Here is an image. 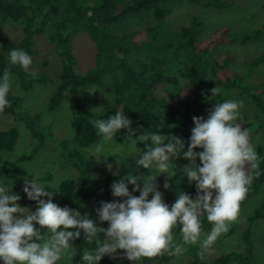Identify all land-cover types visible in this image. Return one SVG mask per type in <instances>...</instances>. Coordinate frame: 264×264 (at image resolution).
<instances>
[{"label":"rangeland","instance_id":"1","mask_svg":"<svg viewBox=\"0 0 264 264\" xmlns=\"http://www.w3.org/2000/svg\"><path fill=\"white\" fill-rule=\"evenodd\" d=\"M203 2L191 0H179L172 3L171 12L159 21L154 20L149 15L126 16L120 20L119 25H103L95 28L97 36L103 35L106 42H110L119 51L114 52V58L111 65L119 64L118 69L104 70L101 73V87L94 84H87L83 87L85 97L82 100V108L92 114H99L105 110L114 108L117 104L120 106L133 107L139 94V83L141 79L148 78L155 70L161 80L157 82H166L170 76L178 78V86L182 85V78L187 80L190 87H193L198 93L207 92L210 97L206 102L197 99L194 102L191 112V122L181 125L183 135L191 134L194 127L192 117L202 116L207 119L208 113L216 103L226 100L242 101L243 107L239 110L240 114L252 120L250 128L254 130L260 122L264 121V114L261 109H257L254 103L262 105L264 103V0H202ZM126 0H122L119 6H122ZM32 5L27 7L31 10ZM191 16H195L200 22L198 30L199 40L206 39L217 31L212 38L211 46L203 52L204 59L215 69L219 68L217 58L223 60L225 72L230 76L227 82H219L210 74L198 84H191L189 80L181 74V70L176 71L174 44L177 41L175 32L181 25H185ZM37 18L35 17V20ZM64 19V15H62ZM95 25L96 19L92 22L63 21L57 29L62 36L67 38V48L74 57V69L78 73L107 64L109 60L105 59L104 53H101L99 59H95L96 45L86 32V27ZM33 30L36 23L30 21ZM0 32V51L4 56L10 59V52L4 49L7 40H17L21 36V25L12 24L7 21L1 23ZM113 26H115L113 28ZM112 28L111 34L106 36V30ZM139 29L143 34L139 37ZM258 30V38H253ZM127 32H134L129 33ZM32 46L34 52L28 54L32 58V64L26 72H29L30 84L26 89L19 86V78L12 72H9L11 79V95L19 97L18 116H11L0 112V130L14 126L17 130V136L12 148L8 151H0V168L3 173L0 175V184L11 188L9 194H18L23 191L24 178L31 180L33 177L37 182L46 184L45 190L51 191L49 186H55L62 179L71 178L78 183L79 173L73 167L74 157L69 156V149L73 147L70 141L73 136V130L69 126L71 112L68 109V94L64 92L59 104L51 111L46 110V102L52 94L58 83V72L60 68V52L62 43L56 39L47 40L40 33H32ZM167 45L171 47L167 48ZM115 49V50H116ZM151 58H146L148 54ZM216 55V59H215ZM164 57V62L162 59ZM215 61V65L211 63ZM182 69L184 67L181 65ZM22 68V67H21ZM23 69V68H22ZM24 70V69H23ZM142 73L141 79L139 73ZM34 73V74H33ZM0 77V82L3 81ZM234 76V79H232ZM219 87L221 94L212 96L210 89ZM164 88L169 90L173 88L172 82H167ZM261 92L260 95H253ZM259 99H258V98ZM210 105V106H209ZM144 123L139 124L132 120L131 127L137 129L133 139L142 135L144 132H157L161 135H169L171 126L164 123L157 114L155 105L149 107L141 113ZM251 117V118H249ZM255 118V119H254ZM260 122H259V121ZM95 120H92L94 122ZM252 145L260 146L264 149V127H261L258 133L254 134ZM127 130L120 129L114 135V141L104 144L103 156L99 157L94 152V147L102 140L100 135L98 140L79 149L84 155L86 169L89 176L94 177L101 169L108 170L111 177L119 180L121 177L131 172L133 175H143L138 172L135 165L136 152L131 151V146L127 142ZM185 142L187 150L189 138H181ZM141 141L137 140L136 147L139 148ZM120 148L117 156L113 154V149ZM257 148V147H256ZM255 148V150H256ZM23 157L22 160L17 157ZM172 163L175 168V175L171 187L168 189L170 206L175 202L178 194L183 191L187 194L194 188L195 182L189 184L187 176L183 174L182 168L189 162L182 157L175 158ZM197 165L200 161L197 158ZM156 176L158 186L162 187L170 176L165 173L158 174L155 167L151 168ZM31 173V174H30ZM33 175V176H32ZM142 186V181L140 182ZM59 184V183H58ZM49 185V186H48ZM131 192L132 185H129ZM159 190V188H158ZM56 193V192H55ZM135 196L139 192L132 193ZM215 195V193H213ZM151 197V194L150 196ZM264 197V172L260 176V182L257 192L240 205V218L238 222L232 224L229 230L222 234L211 250L205 251L201 244H183L180 231H174V243H180L187 249L181 255H172L171 258L161 264H189L191 255L200 256L203 252L205 264H211V259L227 251H242L244 245L240 234L245 226L246 217L251 213L260 200ZM45 199V198H44ZM104 201V193L99 191L94 198L87 202L96 203L100 207V202ZM37 203V202H36ZM36 203L26 206L25 212H34ZM22 207V206H21ZM99 224L102 222L97 216ZM211 231L213 225L208 223ZM108 227V224H107ZM106 227V228H107ZM251 231V251L253 259L248 264H259L264 262V219L257 218L250 227ZM207 234V232H203ZM102 239L104 234L102 233ZM203 239V236L202 238ZM95 248L83 249L80 251L82 257L86 251H93ZM71 261H60L59 264H70ZM119 264H133L125 257H122ZM230 264H240L233 260Z\"/></svg>","mask_w":264,"mask_h":264},{"label":"clouds","instance_id":"2","mask_svg":"<svg viewBox=\"0 0 264 264\" xmlns=\"http://www.w3.org/2000/svg\"><path fill=\"white\" fill-rule=\"evenodd\" d=\"M9 56L11 64H19L25 71L32 64V58L22 49H13ZM181 83L185 88L190 87L183 78ZM11 87L6 69L0 82V112L10 106L7 96ZM210 92L216 96L221 94V89L214 87ZM242 107V101L226 100L216 103L207 119L193 116L194 127L187 150L185 142L175 135L146 131L133 139L137 129L131 127L132 121L122 114V110L108 119L94 121L102 136L94 147L99 157L103 156L104 144L114 141V135L120 129L127 130L126 138L132 152L138 150L137 140L150 141V144L145 143V151L135 160L138 168L155 167L158 174L174 176L172 161L182 155L189 162L182 172L189 184L195 182V198L181 191L169 206L155 183L157 175L145 177L129 172L110 186L112 196L124 198L122 202L101 201L96 209L99 220L108 222L107 228H101L80 211L53 203L55 186L48 185L52 190L46 191V184L37 182L34 177L31 180L25 177L22 190L29 200L37 202L35 211L26 213L18 203L21 197L9 194L11 188L0 184V261L3 264L71 261L76 255L72 242L81 236V232L89 244H96L93 251L83 254L82 260L86 264H98L105 255L115 257L117 250H123L124 257L134 262L142 258L151 260L165 253L181 255L187 249L174 243L173 230L177 227L183 244L200 243L203 250H211L217 239L238 222L240 205L246 199L253 179L260 175V158L250 143L249 131L235 123ZM119 151L120 148H115L111 155L117 156ZM129 185H132L131 192ZM168 187L165 183L164 188ZM137 191L138 196L132 194ZM204 215L213 225L207 234L203 233L200 219ZM100 233L104 234L103 241L99 238ZM200 258L203 259V252Z\"/></svg>","mask_w":264,"mask_h":264},{"label":"trees","instance_id":"3","mask_svg":"<svg viewBox=\"0 0 264 264\" xmlns=\"http://www.w3.org/2000/svg\"><path fill=\"white\" fill-rule=\"evenodd\" d=\"M121 1L122 0H0V32L2 28V21L3 23L7 21L12 24H17V22H19L22 32L21 36L17 40H7L5 42V50L12 51L13 49H22L27 54H32L34 52V48L32 46L31 37L34 32L44 35L47 40L56 39L57 42H61L63 45L60 52L62 62H60V68L57 76L58 83L46 102V110H53L61 101L64 92H67L68 109L71 112L69 126L73 130V136L70 140L73 147H71L68 152L70 157H74L73 167L77 169L79 179L77 184L71 178L62 179L59 182L57 191L53 197V203L58 204L60 207L67 206L70 209L80 211L82 216L87 215L94 221L97 227L101 228H106L108 222H102L101 224L98 223L96 209L99 208V206L96 203L87 202V200L94 198L99 191L104 193L105 202H112L113 200L122 202L124 198L112 196L110 186L113 182H117L118 180L111 177L110 171L101 169L94 177L89 176L88 174L85 157L79 152V149L95 142L100 136L92 120L96 121L108 119L109 116L114 115L116 111L122 110L123 115L135 120L139 124H143L145 120L141 113L145 110H149V107L155 105L158 117L164 123L171 126L169 135H175L180 138L188 139L191 134L183 135L181 125L183 126L185 123L191 122V112L195 100L200 99L206 102L207 98L210 97L209 93H198L193 87L185 88L178 86L179 83L176 75L175 77L170 76V78H166V82L164 83L157 82L153 80V78L156 80L161 79L154 70L149 76V78H151L149 79L150 81H147L148 78L141 79L142 73H139V77L141 79L139 83V94L137 95L136 102L133 107L120 106L117 104L114 108L105 110L99 114H92L82 108L81 103L85 97L83 87L87 84H94L101 87L102 81L100 75L104 72V70H116L119 67H122L121 62L119 64L111 65V61L114 58V52L119 51V48L116 49L110 42H106L103 35L98 37L95 28L109 24L119 25L122 18L126 16L134 17L140 13L143 17L145 15H149L154 20L156 19L161 21L169 12H171L172 3L179 0H126L122 6H119ZM198 1L203 2L202 0ZM29 5H32L31 10L27 9ZM62 15H64V19H62ZM35 17L37 18L36 20ZM94 18L96 19L95 25L92 26V23L86 27V32L91 40L95 42V59H99L101 53H104L105 59L109 60V62L107 64L102 63L101 65H97L85 72L77 73L74 69V57L70 54L67 48V38L62 36L60 31H57V29L62 25L63 21H74L76 24L83 21L89 23L92 22ZM31 20L36 23L35 30H33V27L30 24ZM199 26H201V22L195 16H191L186 24L181 25L175 32L177 41L175 42L173 49L175 52L174 59L177 65L176 71L181 70V74H183L193 85L203 81L209 74L220 83L222 81L227 82V80H229L227 77L230 76V74L225 72L223 60H221V58H217L219 61V68L215 69V67L211 66L203 56V52L207 51L211 46L212 38L215 37L217 31L210 34V36L205 40H199ZM114 27L115 26H113V28ZM262 28L264 29V25ZM112 30V28L106 30V36H109ZM129 33L134 32H127V34ZM257 33L258 30H256V34L253 38H258ZM142 34V29H139V37ZM169 47H171V45H167V48ZM146 58H151V54L149 53ZM215 61L211 59V63L214 65L216 64ZM163 62L164 57L162 59V63ZM181 65L184 69H182ZM6 69L8 72L14 73L19 78L18 83L20 87L26 89L29 86V79L32 75L23 70L19 64H11L10 59L4 56L0 51V77L4 75ZM232 79H234V76ZM167 82H172L173 88H170L169 90L165 89L164 85ZM255 92L256 93L253 95L261 94V92ZM7 99L9 100L10 106L5 107L2 113H6L11 116H18L19 113H16V110L19 107V97L9 93ZM254 106L259 110L261 109V112L264 114V103L262 105L254 103ZM235 123H238L242 128L249 131L250 143L253 141L255 136L254 134L258 133L261 127H264V121H262V123L260 122V124L252 130L250 128L253 126L252 120L246 118L244 114L240 115ZM16 136L17 130L14 126L0 130V151L10 150L15 142ZM145 143L150 144V141ZM145 143H140L136 152L135 160L142 155L143 151H145ZM255 148L260 158V175L253 179L246 199L242 201L241 205L257 192L260 176L262 172H264V149L261 150L260 146H255ZM195 151H202V149H195ZM17 159L22 160L23 157H17ZM136 168L138 172L145 176H151L154 174L152 169H144L142 167L138 168L137 165ZM2 173L3 170L0 168V175ZM173 179L174 176H170L165 183L171 187ZM155 183L157 184L156 178ZM169 187L165 189L164 185L162 187L158 186L159 191L163 194L164 202L170 206L168 195ZM18 195L21 197L18 203L22 207L30 206L36 203V201L29 200L23 191L18 193ZM189 195L192 198H195V186L189 192ZM150 198L151 197H149V199ZM36 207L37 203L35 209ZM257 218L264 219V197L255 207L252 208L251 213L246 217L245 226L240 234L244 249L242 251L230 250L226 253L218 254L211 259V264H230L233 260L240 264L250 263L253 259L251 251L250 227L253 221ZM200 219L203 232L209 233V222L207 221L206 215L202 216ZM37 227L39 226L37 225ZM178 230L179 227L175 228L173 232ZM99 238L103 241L102 233L99 234ZM72 243L73 247L76 249V255L70 264H86L80 256V251L83 249L95 248V242L89 244L86 241L83 232H81V236ZM171 256L172 255L165 253L164 255L151 260L142 258L138 262L133 261V264H161L167 262ZM122 257H124L123 250H117L115 257L105 255L98 262V264H119ZM0 264H3V262L0 261ZM189 264L205 263L200 256L193 254L191 255ZM259 264H264V262Z\"/></svg>","mask_w":264,"mask_h":264}]
</instances>
